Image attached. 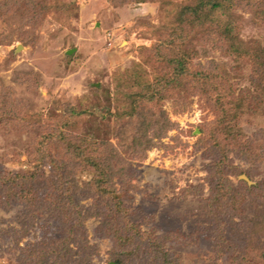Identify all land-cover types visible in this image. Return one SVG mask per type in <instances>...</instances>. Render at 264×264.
I'll return each mask as SVG.
<instances>
[{"label": "rangeland", "instance_id": "rangeland-1", "mask_svg": "<svg viewBox=\"0 0 264 264\" xmlns=\"http://www.w3.org/2000/svg\"><path fill=\"white\" fill-rule=\"evenodd\" d=\"M198 2L0 0V264H264V0Z\"/></svg>", "mask_w": 264, "mask_h": 264}, {"label": "trees", "instance_id": "trees-1", "mask_svg": "<svg viewBox=\"0 0 264 264\" xmlns=\"http://www.w3.org/2000/svg\"><path fill=\"white\" fill-rule=\"evenodd\" d=\"M229 1H233V0H199V2L195 5H190L188 6L187 8V14L188 16H191L189 17L190 18V21L192 22H197V21H200L202 20L203 18H205L203 15L205 13V10H208V9H217L219 7H222V6H225V2H229ZM230 7V5L228 6ZM193 14V16H192ZM203 16V17H202ZM228 33V34H233V27H232V24L231 23H228L227 25H225V28L223 30V33ZM179 37L177 36L176 40L178 41V43H181V42H184L186 41L184 35L182 33H179L178 34ZM170 42H174V40L172 39V41ZM182 44V43H181ZM182 51L183 49L180 50L181 53H179L180 55H173L171 57V60H169L171 62V64L173 65V68H174V74L171 75L170 77H167L165 78L164 77V82L165 83H162L163 82V78H160L158 79L155 84H152L151 87L149 88L148 86V89L149 90H146V92H140L139 93H136L135 96H131V99L132 101L135 100L137 101L138 99L141 98H145L147 100H150V101H154L158 98H160V92L167 88V86L169 84H174L175 86H177L179 83H180V79H181V75L187 73L189 70L188 66H186L185 64V53L182 54ZM176 62V66H174V63ZM258 73L261 74H264V68L262 67L261 69H258ZM188 74V73H187ZM186 74V75H187ZM189 75V74H188ZM205 76V75H204ZM203 77V79L205 78V80L207 81V83L210 81V78L209 76L207 77ZM224 95V94H222ZM235 99V98H234ZM233 100H229L230 102H233ZM222 101V100H221ZM220 101V102H221ZM229 102V103H230ZM243 105V103H241V100L236 102L234 101L233 104L234 105V111H238L240 106L239 104ZM221 116H220V123L222 128L224 129L225 132H228V126L226 125L228 121H223L224 118H227L228 119V116H227V110L225 109V107L222 105L221 106ZM223 118V119H222ZM79 148V147H78ZM86 161L88 163H90V166H93L95 168V170L100 174L102 180L100 181V185L102 186L104 181L108 179V169H107V166L104 165V163L102 162H98L97 160H94V158H91V157H86ZM15 176H22V178H28L27 175H22L20 173H16L14 174ZM14 176V177H15ZM61 177V176H60ZM64 177V176H63ZM106 191V190H104ZM74 205V206H73ZM78 204L77 203H72V205H61L58 209V214L59 215V219L60 221H62V223H66L67 221L70 222V227H81L82 225V222H83V219L85 218V216L81 213L80 209L78 208L77 206ZM69 207V208H68ZM71 207V208H70ZM64 239V237H62V240ZM64 241V240H63ZM66 243H64V245L59 248L58 246L56 248H54L53 246L50 245V247H48V249H44V248H41V251L43 254H41V258L44 259V260H40V262L43 264H48L47 261L45 260V257L47 260H51L50 261V264H55L56 263V260H58V258L61 257V259H65L66 258V252L64 251H61V249L64 248ZM46 250V251H45ZM60 251L62 252V254H59ZM54 255L56 256V258H54ZM116 263L118 264H121V262L119 260H115ZM168 262V261H166ZM165 264H168L166 263Z\"/></svg>", "mask_w": 264, "mask_h": 264}, {"label": "water", "instance_id": "water-1", "mask_svg": "<svg viewBox=\"0 0 264 264\" xmlns=\"http://www.w3.org/2000/svg\"><path fill=\"white\" fill-rule=\"evenodd\" d=\"M109 264H116V263H114V262H111V263H109Z\"/></svg>", "mask_w": 264, "mask_h": 264}]
</instances>
